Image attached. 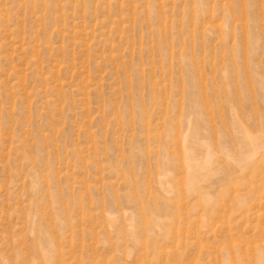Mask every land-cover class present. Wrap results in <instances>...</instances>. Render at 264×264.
<instances>
[{
    "label": "rangeland",
    "instance_id": "rangeland-1",
    "mask_svg": "<svg viewBox=\"0 0 264 264\" xmlns=\"http://www.w3.org/2000/svg\"><path fill=\"white\" fill-rule=\"evenodd\" d=\"M0 264H264V0H0Z\"/></svg>",
    "mask_w": 264,
    "mask_h": 264
}]
</instances>
